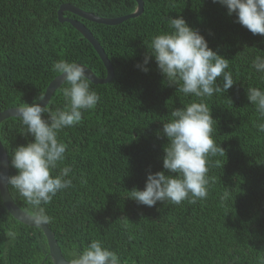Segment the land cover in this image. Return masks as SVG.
Listing matches in <instances>:
<instances>
[{"label": "trees", "instance_id": "trees-1", "mask_svg": "<svg viewBox=\"0 0 264 264\" xmlns=\"http://www.w3.org/2000/svg\"><path fill=\"white\" fill-rule=\"evenodd\" d=\"M143 10L117 24L81 19L98 41L113 69L109 82L91 87L100 95L80 124L58 133L72 167L73 186L43 205L53 219L48 226L64 258L98 239L116 251L122 264H264V122L247 99V87L264 90V73L251 67L264 56V36L253 35L213 0H142ZM71 4L101 18L132 13L135 0H0V112L36 103L59 74L53 64L65 59L89 68L97 77L106 68L92 44L69 22L60 21V5ZM70 18L69 11L63 12ZM182 16L200 31L209 47L229 59L236 83L205 102L216 120L214 140L226 154L209 158L206 199L180 205L137 204L129 191L143 189L148 172L163 170L167 138L157 133L174 108L198 99L170 85L154 58L149 71L136 67L153 35L167 31V18ZM222 86L223 81L218 78ZM64 81L47 106L66 101ZM47 118V114H43ZM17 116L0 122V141L10 164L14 148L33 139L22 133ZM219 162V166H217ZM59 171V168L56 170ZM87 183H82V180ZM13 201L28 214L30 206L8 185ZM228 192V198L221 197ZM0 202H2L0 197ZM107 218V219H106ZM11 230L14 240L7 237ZM0 264H54L46 236L38 226L14 218L0 203Z\"/></svg>", "mask_w": 264, "mask_h": 264}, {"label": "clouds", "instance_id": "clouds-1", "mask_svg": "<svg viewBox=\"0 0 264 264\" xmlns=\"http://www.w3.org/2000/svg\"><path fill=\"white\" fill-rule=\"evenodd\" d=\"M213 2L224 6L227 14L234 15L236 22L253 35L264 36V0ZM70 14V18L84 24L81 20L84 18ZM63 18L68 17L63 14ZM167 25V31L152 36L147 44V54L136 67L148 72L149 62L154 58L168 84L177 85L176 91L184 96L198 99L174 108L169 119L163 121L162 130L157 133L158 137L167 138L162 157L163 170L148 172L144 188L134 187L129 191L128 198L148 207L158 201L180 205L185 200L195 204L207 198L210 184L215 183V177L208 175L209 158L226 153L213 138L216 120L205 98L221 91L225 93L236 83L232 72L227 70L229 59L210 48L199 30L190 26L182 16L168 17ZM251 67L264 73V56L257 55ZM52 71L63 74L68 85L62 90L66 105L55 111L47 103L42 106L39 102L17 107V118L24 126L22 133L33 139L17 146L10 154V164L16 173L7 176L0 173V183L11 185L24 198L30 206L33 222L40 226L53 219L43 205L51 203L58 192L73 186L72 167H60L66 160L67 146L58 139V133L80 124L83 113L94 109L100 100V95L91 87V77L86 74L84 65L60 59L53 64ZM218 78L223 81L222 86L217 83ZM246 94L250 104L264 117V90L247 87ZM43 99L44 96L39 101ZM45 113L47 118L43 115ZM256 127L264 132V122L257 123ZM228 195L225 192L221 199H227ZM6 235L14 240L17 233L9 230ZM71 257L70 264H122L118 253L98 239L91 240L82 251L73 250Z\"/></svg>", "mask_w": 264, "mask_h": 264}, {"label": "water", "instance_id": "water-1", "mask_svg": "<svg viewBox=\"0 0 264 264\" xmlns=\"http://www.w3.org/2000/svg\"><path fill=\"white\" fill-rule=\"evenodd\" d=\"M137 3V6L135 10L130 13L126 14L117 18H101L98 17L92 13L85 12L81 10L80 8L73 6L71 4H62L58 8L57 16L60 21H67L71 25H73L94 47L95 51L97 52L98 56L101 58L105 68H106V75L105 77L99 78L97 77L89 68L86 66V74H88L91 77V81L94 83H103V82H109L113 78V69L111 66V63L107 59V56L105 55L103 49L97 42V40L93 37L91 32L82 24L80 21L74 19V18H63V10H67L79 17H82L86 20L98 22V23H104L108 25L117 24L120 21H123L124 19L128 17H134L139 15L143 10V1L142 0H135ZM63 80V74L56 76L51 80V82L46 87L45 93H44V99L43 101H39L41 105L47 103L49 100V97L52 95L54 90L58 88L62 83ZM17 108H8L4 109L0 112V122L8 117L17 116ZM8 158L6 151L0 141V173L4 174L5 176L9 175L8 173ZM0 197L3 202V205L7 209V211L16 219L21 221L24 224L32 225V226H38L41 228L46 236L47 244L49 246V255L51 257V260L54 264H70V261L66 260L61 252V249L57 243V240L54 237L53 232L50 230L48 224L45 225H36L33 222L31 214H28L24 210H22L11 198L8 190V185L6 183H0Z\"/></svg>", "mask_w": 264, "mask_h": 264}]
</instances>
